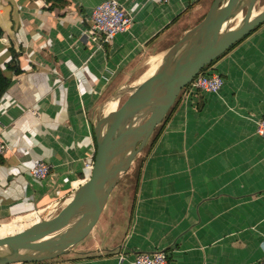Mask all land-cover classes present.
<instances>
[{"label": "crops", "instance_id": "0c3cea01", "mask_svg": "<svg viewBox=\"0 0 264 264\" xmlns=\"http://www.w3.org/2000/svg\"><path fill=\"white\" fill-rule=\"evenodd\" d=\"M101 1L0 0V69L11 82L0 97L8 146L0 228L24 226L1 224L41 213L87 181L96 121L116 106L124 81L138 85L154 73L169 42L199 23L213 0H116L132 24L96 50L83 33ZM206 69L222 77L221 90H183L141 154L136 191L126 198L118 186L109 195L114 222L105 220L81 251L36 264H133L135 253L154 251L170 264H259L264 140L255 126L264 118V24ZM40 161L50 166L46 180L29 172Z\"/></svg>", "mask_w": 264, "mask_h": 264}, {"label": "water", "instance_id": "95a60500", "mask_svg": "<svg viewBox=\"0 0 264 264\" xmlns=\"http://www.w3.org/2000/svg\"><path fill=\"white\" fill-rule=\"evenodd\" d=\"M258 0H213L203 19L164 54L154 73L131 89L113 112L96 121L90 176L52 218H40L0 238V264L41 263L63 256L84 240L98 221L109 195L131 167L153 130L162 123L180 92L204 68L264 24ZM244 13L236 28L229 22ZM48 214H51L50 212Z\"/></svg>", "mask_w": 264, "mask_h": 264}, {"label": "built area", "instance_id": "2783aa9c", "mask_svg": "<svg viewBox=\"0 0 264 264\" xmlns=\"http://www.w3.org/2000/svg\"><path fill=\"white\" fill-rule=\"evenodd\" d=\"M86 29L84 36L87 44L96 49L102 50L109 45L113 38L129 30L132 24V17L116 0H103L97 4L85 19ZM223 86V79L220 75L208 71L206 68L199 72L187 85L189 94H217ZM255 133L264 140V118L257 121ZM8 146L5 143L0 130V158L7 152ZM92 168L91 166H87ZM30 175L36 180H46L50 175V166L40 161L35 163L29 170ZM15 264H36V263H15ZM133 264H170L168 256L161 251L141 252L133 255ZM264 264V258L259 262Z\"/></svg>", "mask_w": 264, "mask_h": 264}, {"label": "rangeland", "instance_id": "374dc122", "mask_svg": "<svg viewBox=\"0 0 264 264\" xmlns=\"http://www.w3.org/2000/svg\"><path fill=\"white\" fill-rule=\"evenodd\" d=\"M263 8H264V0H258L256 2L255 6H254V10L252 12V17L256 16L259 12H261ZM243 14L244 13H241V14L238 15V16H240L239 18L241 20H242ZM241 20H239V21L241 22ZM235 24H236V22H234L233 24H229V27H234ZM176 42H177V40L176 41L173 40V42L170 41L169 42V45H170L169 47H172ZM166 52H167V50H166ZM145 60H148V58H146ZM161 61H162V59H160V62ZM125 79L128 80V76H123L120 79V81L125 80ZM120 81H119V83H120ZM131 83H132V81L131 82L130 81H124V86H123V89H122L123 92H122L121 96L118 98V100L116 101L117 102L116 103V109L125 101V99L130 94L131 89H133L134 87L137 86V84H134V83L131 84ZM117 89H118V86L112 87V89H110L106 93V95L104 96V100H106L107 98H109V96L111 94H113L115 92V90H117ZM102 105H104V104H102ZM107 113H108L107 106H105V108H104V114H107ZM142 150L140 151V153H138L136 155L134 161L131 164L130 169L125 174H123L121 176V178H120V180L118 182L119 185L116 186V187L119 186L118 187V192L119 193H122L124 195V197H126V198L129 197V195L131 194V192L133 190L135 173H136V170L138 168L139 162H140V160L142 158V155H141L142 154ZM116 187H115V189H117ZM115 189H113V193H114V190ZM113 193L111 195H113ZM57 201H59V200H56L55 202L51 203L47 207V209L45 211H42L41 213L40 212H34L32 214H29L27 216L22 217L21 220H18L17 218H15V219L7 222V223L1 224V226L2 225H6L7 226V225H11V224H20V223H23L24 226L19 227V228H14V229H8L6 227L0 228V238L6 237V236H11V235H13V234H15V233H17V232H19V231L27 228V227L33 225L34 223L37 222L38 217H40V218H52L63 207V205H60L57 208H53L54 203H56ZM113 206L114 205L111 204L110 201L108 200V202L105 205V209L103 210L102 215H101L99 221H97L96 224H95V226H94L95 229L93 228L94 231L90 232V234L84 240H82L79 244H77L74 247V251L75 252L76 251H81V249H83L84 246H86L87 244H89L94 237H97V235H99V229L103 226L105 220H110V221L114 222V218L116 216H115V214H112L111 213V210H113L115 212L114 208H112ZM40 210H42V208H40ZM49 212L51 214H48Z\"/></svg>", "mask_w": 264, "mask_h": 264}, {"label": "trees", "instance_id": "16d2710c", "mask_svg": "<svg viewBox=\"0 0 264 264\" xmlns=\"http://www.w3.org/2000/svg\"><path fill=\"white\" fill-rule=\"evenodd\" d=\"M46 4H51V5H54V6H57V7H63V6H65L66 4H67V2H68V0H43ZM257 29V28H256ZM256 29H254V30H256ZM253 30V31H254ZM252 31V32H253ZM251 32V33H252ZM2 34H3V32H2V30H1V28H0V37H2ZM248 36V35H247ZM246 36V37H247ZM245 37V38H246ZM245 38H243V39H245ZM242 39V40H243ZM242 40H240L239 42H241ZM239 42H237L236 44H234L232 47H234L235 45H237ZM231 47V48H232ZM230 48V49H231ZM229 49V50H230ZM228 52V51H227ZM226 53V52H225ZM224 53V54H225ZM12 54H14V53H12ZM224 54H222L221 56H223ZM14 56V55H13ZM220 56V57H221ZM219 58V57H218ZM217 58V59H218ZM216 59V60H217ZM216 60H214L212 63H214ZM12 63H14V62H12ZM212 63L210 64V65H212ZM14 65V64H13ZM209 65V66H210ZM208 66V67H209ZM16 68V66H10L9 64L6 66V70H14ZM207 68V67H206ZM205 69V68H204ZM20 72V69H16L15 70V73L17 74V73H19ZM10 78H8L7 76H5V74H4V72L0 69V97L7 91V89L9 88V86H10ZM187 88V86L184 88V89H186ZM183 89V90H184ZM183 90L180 92V94H179V96L177 97V99H176V101H175V103L173 104V106L170 108V110L168 111V113L166 114V116L164 117V119H163V121L162 122H164V120L166 119V117L168 116V114L170 113V111L172 110V108L174 107V105L176 104V102L178 101V99H179V97H180V95H181V93L183 92ZM162 124V123H161ZM161 124H159L154 130H153V132H152V134H151V136L149 137V139H148V141H147V143L148 142H150V140H151V138H152V136H153V134H155V132L158 130V128L160 127V125ZM147 143H146V145H147ZM146 145L144 146V148H143V150H142V152H144V150H145V148H146ZM135 159V158H134ZM134 161V160H133ZM141 161V160H140ZM139 167H140V162H139V165H138V168H137V170H136V173H135V178H134V185H133V191H136V185H137V181H138V177H139Z\"/></svg>", "mask_w": 264, "mask_h": 264}, {"label": "bare ground", "instance_id": "6f19581e", "mask_svg": "<svg viewBox=\"0 0 264 264\" xmlns=\"http://www.w3.org/2000/svg\"><path fill=\"white\" fill-rule=\"evenodd\" d=\"M240 16H238L237 18H235V19H233L232 21H230L228 24H233L234 22H236V24L234 25V27H232V28H236L240 23V21L239 20H241L240 18H239ZM152 75V74H151ZM115 103H111L110 104V106H109V111L110 112H113L114 110H115ZM28 228V227H27ZM26 229V228H25ZM24 230V229H23ZM22 231V230H21ZM20 232V231H19Z\"/></svg>", "mask_w": 264, "mask_h": 264}]
</instances>
